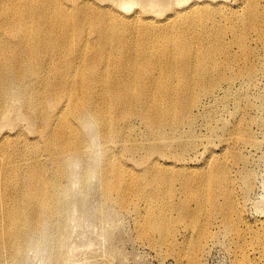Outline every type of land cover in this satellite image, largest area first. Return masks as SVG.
<instances>
[{
    "label": "bare ground",
    "instance_id": "6f19581e",
    "mask_svg": "<svg viewBox=\"0 0 264 264\" xmlns=\"http://www.w3.org/2000/svg\"><path fill=\"white\" fill-rule=\"evenodd\" d=\"M257 1L264 0H250L241 14L224 5L214 13L200 0L184 8L151 0L159 10L129 15L124 0H0V264H22L37 238L53 261L63 259L60 236L74 200L63 182L75 165L83 168L81 216L88 215V177L99 170L101 218H112L115 207L131 211L145 222L140 239L160 247L180 244L183 226V245L197 260L220 218L237 264L253 256L264 264V220H248L239 207L254 178L243 151L258 147L248 119L238 112L233 130L223 128L220 154L207 147L200 164L186 156L199 147L195 111L203 99L225 81L255 77L246 38L264 43ZM218 14L225 25L211 27ZM231 66L237 70L228 74ZM17 103L33 143L8 130ZM94 134L103 152L91 161Z\"/></svg>",
    "mask_w": 264,
    "mask_h": 264
},
{
    "label": "rangeland",
    "instance_id": "374dc122",
    "mask_svg": "<svg viewBox=\"0 0 264 264\" xmlns=\"http://www.w3.org/2000/svg\"><path fill=\"white\" fill-rule=\"evenodd\" d=\"M123 9L129 15L133 14L137 8H143L147 11L154 12L159 10L151 0H124ZM194 0H172V3L178 7L184 8ZM207 2L213 12H217L218 6L224 5L229 9H237L243 14L250 3V0H200ZM257 10L264 16V1L259 2ZM226 23V18L222 22V16L217 15L215 23L209 22L211 27L219 26L222 28ZM264 36V35H263ZM257 37V36H256ZM256 37L246 38V47L251 52L250 65L256 70L253 80L242 79L228 85L222 83V90L214 97H205L202 106L195 112H201V121L196 130L195 152L187 154L190 163L200 164L208 154L207 147L216 149L215 153L220 152L219 139L224 134V127L227 130H233V127L240 119V112L245 116L253 133L254 140L258 147L254 149L244 148V154L251 163L253 178V191L242 202L239 207L246 214L248 220L252 222L256 218L264 220V43H256ZM232 38L231 33L227 34L226 40ZM240 48L232 47L234 54H240ZM237 68L232 66L228 74ZM16 109L11 110L10 117L13 124L8 129L9 132L15 133L21 130L25 140L33 143L37 135L30 126L19 119L18 112H25L20 109L17 103ZM22 107V106H21ZM138 139H144L143 129L140 124L136 125ZM218 127L213 130L211 139L207 137L210 128ZM91 146L87 154L91 161L101 157L103 144L97 135H91ZM223 145V144H222ZM240 149V148H238ZM223 150V146H222ZM235 149L231 150L234 151ZM220 154V153H218ZM193 157V159H190ZM129 163H133L129 161ZM241 163V162H240ZM203 164V163H202ZM83 168L81 165H75L71 168V179L65 180L63 184L69 189V198L74 199L71 204L65 224L60 236V250L63 253V259L55 262L50 258L51 247L42 243L41 238H37L32 247L25 255L22 264H237L235 257L236 249L231 242V238L222 230V219L217 218L210 224V230L217 233V236L207 242L206 250L198 260L197 252L183 245V234L186 232L185 227L180 228L178 233V242L176 246L166 245L158 246L149 244L147 240L139 237L140 226L145 222H139V217L131 211H120L115 207V213L112 218H101L100 205L103 202L102 191L100 187L101 173L99 170H93V175L89 176L90 191L88 194L87 211L88 215L81 216V208L78 199L83 196ZM240 187L242 186L240 182ZM180 189V185L177 186ZM178 198L184 199V195L179 192ZM190 206L195 208V203L190 201ZM205 217V214H203ZM216 216L222 217V214ZM197 260V261H196ZM196 261V262H195ZM251 264H259L254 259Z\"/></svg>",
    "mask_w": 264,
    "mask_h": 264
}]
</instances>
